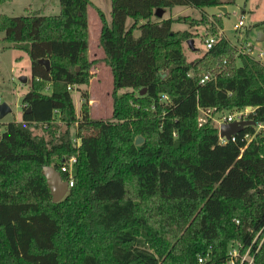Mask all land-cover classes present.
Listing matches in <instances>:
<instances>
[{
    "label": "trees",
    "instance_id": "obj_1",
    "mask_svg": "<svg viewBox=\"0 0 264 264\" xmlns=\"http://www.w3.org/2000/svg\"><path fill=\"white\" fill-rule=\"evenodd\" d=\"M110 3L109 22L96 13L113 121L92 119L85 94L78 115L71 97L98 61L88 54L89 0H58L56 15H0L3 42L28 55L31 72L22 121L0 133V264H226L231 243L248 245L264 227V135L247 126L222 145L212 118L252 107L249 119L264 124V65L218 35L216 16L201 19L215 43L189 62L191 33L156 16L234 0ZM199 109L212 118L199 124ZM63 156L76 157L73 186L53 203L42 170L59 172Z\"/></svg>",
    "mask_w": 264,
    "mask_h": 264
},
{
    "label": "rangeland",
    "instance_id": "obj_2",
    "mask_svg": "<svg viewBox=\"0 0 264 264\" xmlns=\"http://www.w3.org/2000/svg\"><path fill=\"white\" fill-rule=\"evenodd\" d=\"M88 26H89V59L98 60L96 65L90 70L89 83L84 86L74 87L71 97L77 114L80 113L84 94L87 96L90 108V117L94 120L113 121L112 117V75L109 68L101 62L103 53L98 44L100 32V21L96 13V8L101 10L107 22L110 21V0H89ZM225 1V0H223ZM226 13H221L218 7H207L203 11L187 8L175 7L172 12L163 13V18L178 19L173 25V31H189L193 37V49L184 43L183 51L187 61L191 62L200 58L205 53V41L211 36H207L208 29L202 22V17L206 22L212 20L213 16L220 17L222 27L218 28L223 33V38L232 46L244 53H252V57L264 65V39L258 40L259 34L264 37V27H254L257 23L264 21V0H234V4L223 6ZM39 12L43 16L56 15L59 12L58 0H12L0 5V15L18 17L31 12ZM205 16H202V15ZM182 18V19H181ZM239 21L243 26L235 29ZM130 20H127V26ZM138 32H135V36ZM251 50H250V49ZM261 55L262 58L258 56ZM239 66L241 63L236 61ZM212 77L215 71L210 73ZM24 77L27 82L24 84L20 79ZM31 82L30 60L26 53L11 49L7 43L3 42V34L0 33V104L5 103L10 108L3 119L0 120L1 131L4 125L11 122H21L23 114L22 98L29 90ZM121 90L118 95L126 92ZM219 123L218 116L213 117ZM206 118L202 115L198 117V123L204 124ZM214 126L217 123L213 121ZM35 136H46L42 128H31ZM64 130V127H61ZM76 133L75 127L71 128V135Z\"/></svg>",
    "mask_w": 264,
    "mask_h": 264
},
{
    "label": "built area",
    "instance_id": "obj_3",
    "mask_svg": "<svg viewBox=\"0 0 264 264\" xmlns=\"http://www.w3.org/2000/svg\"><path fill=\"white\" fill-rule=\"evenodd\" d=\"M243 22L239 21L238 24L235 26V29H239L241 26H243ZM216 38L210 37L205 41V50H208L212 47V45L215 43ZM252 55V53H250ZM259 58H262L261 55L258 56ZM212 77L209 74H206L203 76V78L200 81V84H204L205 81L211 80ZM167 96L162 95L161 100L167 101ZM256 108L252 107H244L242 109L235 110L231 113L226 114L225 116H222L220 119L218 118L216 120L212 118V112L213 110L206 109L202 110L199 109L200 115L204 116L206 119H211L217 123V129H218V138L220 144H226L228 141L235 142L236 138L235 135L231 136L229 140L225 138H221L219 136V128L222 123H232V122H242V121H253L252 119H249L250 115H254ZM254 122V121H253ZM255 123V122H254ZM255 133H261L264 135V124L262 123H255L254 126ZM245 128V127H244ZM1 133V129H0ZM253 138V136H249L247 134L244 135L243 140L250 141ZM71 141L75 148H78L80 146V139L78 137L72 136ZM55 164H59V175L60 173L65 174L67 179L62 181H65L67 183L68 190L73 186V177L76 167V157L75 156H63L61 158H58L54 161ZM53 167V166H52ZM54 168V167H53ZM61 176V175H60ZM264 246V227L254 236L252 241L246 245L242 244L240 242H233L230 244L228 249V260L226 264H257L255 262L257 256L260 253L261 248ZM200 264H202V259L198 260Z\"/></svg>",
    "mask_w": 264,
    "mask_h": 264
},
{
    "label": "water",
    "instance_id": "obj_4",
    "mask_svg": "<svg viewBox=\"0 0 264 264\" xmlns=\"http://www.w3.org/2000/svg\"><path fill=\"white\" fill-rule=\"evenodd\" d=\"M218 9L221 13H224V14L226 13V9L224 7H218ZM162 15H163V11H158L156 13V16L159 18L162 17ZM263 39L264 37L261 34H259L258 40L260 41ZM186 44L189 46V48L193 49V40L187 41ZM40 63L45 65V67L49 69L48 61H41ZM20 81L25 84L27 82V79L22 77ZM139 94L144 95L145 90H142ZM29 111L30 109L27 108L25 113H29ZM10 112L11 110L7 106V104L5 103L0 104V120L3 119ZM254 124L255 123L253 121L222 123L219 128V136L221 138H225L229 140L231 136H234L240 133L244 129V127L254 126ZM142 142H143V139L141 137H136L134 144L138 146L142 144ZM42 171L46 179L47 186L49 187V190H50L52 202L58 203L62 201L68 193L67 183L65 181H62L61 176L52 166H45L43 167Z\"/></svg>",
    "mask_w": 264,
    "mask_h": 264
},
{
    "label": "crops",
    "instance_id": "obj_5",
    "mask_svg": "<svg viewBox=\"0 0 264 264\" xmlns=\"http://www.w3.org/2000/svg\"><path fill=\"white\" fill-rule=\"evenodd\" d=\"M218 17H219V16H218ZM219 34L223 36V33H222L221 31H219ZM101 51H102V50H101ZM88 54H89V52H88Z\"/></svg>",
    "mask_w": 264,
    "mask_h": 264
}]
</instances>
